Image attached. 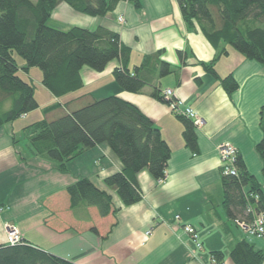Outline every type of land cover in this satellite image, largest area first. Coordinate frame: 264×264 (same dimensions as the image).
<instances>
[{"label":"crops","instance_id":"0c3cea01","mask_svg":"<svg viewBox=\"0 0 264 264\" xmlns=\"http://www.w3.org/2000/svg\"><path fill=\"white\" fill-rule=\"evenodd\" d=\"M135 1L138 8L132 1L120 2L103 18L81 15L60 3L49 21L68 29L104 27L118 34L121 44L130 50V68L139 66L144 57L161 52L160 59L174 72L155 81L154 88L160 95L171 90L201 120V126L195 128L197 154L185 147L178 116L151 96L153 87L133 94L115 84L112 72L118 61L109 63L102 72L82 68L83 87L75 96L55 99L41 86L40 79L44 104L36 93L34 97L37 110L47 121L54 112L59 117L91 100L111 96L135 106L160 130L171 150L166 178L159 183L147 172L139 173L142 199L123 207L104 185L107 177L122 171L120 161L106 144L83 152L68 163L64 174L57 171L54 162L34 156L29 148L22 155L16 150L14 132L44 120L32 117L36 110L11 123L9 130L5 125L0 127V245L7 242L6 226H12L24 241L40 249L44 242L42 250L74 264H211L215 252L223 255V264H234L229 253L236 241L244 239L264 254V240L246 237L225 213L217 152L220 144L233 146L248 173L264 189L262 161L255 151L263 135L259 113L264 106V65L226 48L228 54L214 64L219 78L214 79L201 64H209L218 50L197 26L194 30L186 27L177 0ZM31 71H20L29 78L22 79L26 83L32 81ZM229 75L238 85L230 95L220 83ZM54 104L60 105L59 109L44 115L42 110ZM81 178L108 192L119 210L117 214L100 218L94 208L84 204L69 208L66 188ZM184 225L196 230L201 249L184 233Z\"/></svg>","mask_w":264,"mask_h":264},{"label":"trees","instance_id":"16d2710c","mask_svg":"<svg viewBox=\"0 0 264 264\" xmlns=\"http://www.w3.org/2000/svg\"><path fill=\"white\" fill-rule=\"evenodd\" d=\"M124 1H132L139 7L135 0H0V127L39 109L34 86L19 77L20 71L28 72L32 68L41 72V86L53 98L60 99L82 89V68L102 72L111 61H118L112 77L121 90L138 94L146 87H153L151 96L165 103L154 82L171 75L174 68L160 59L161 52L144 57L139 66L130 68V50L121 44L118 34L104 27L60 31L47 26L51 13L60 3L81 15L103 18ZM177 4L186 27L194 30L197 26L218 50L209 64H201L214 79H219L214 64L228 54L226 48L264 65V29L249 25L264 16V0H177ZM15 55L25 62L23 68L17 65ZM178 55L181 57L182 53ZM220 83L228 95L238 89L230 75L220 79ZM7 102L10 107L2 110ZM59 107L54 104L42 112L47 115ZM259 118L263 135L255 151L262 161L264 178V106ZM178 119L183 126L185 147L197 154L195 126L185 117ZM23 131L31 153L54 162L61 174L83 152L106 144L120 161L122 171L107 177L104 185L115 193L123 207L133 206L142 199L137 183L139 173L145 171L157 182L166 178L171 150L160 130L135 106L115 96L91 100L78 110L67 111L52 121L41 120ZM235 169L236 176H225L220 169L223 207L230 221H250L252 217L246 214L249 207H254L256 214L264 213V189L248 173L239 156ZM66 194L71 209L84 204L94 208L100 218L119 211L113 197L87 178L69 185ZM92 231L97 233L94 228ZM212 255L217 262L223 260L220 252ZM229 258L234 264L264 263L262 251L246 239L235 242ZM0 264L74 263L19 237L13 245L7 242L0 245Z\"/></svg>","mask_w":264,"mask_h":264},{"label":"built area","instance_id":"2783aa9c","mask_svg":"<svg viewBox=\"0 0 264 264\" xmlns=\"http://www.w3.org/2000/svg\"><path fill=\"white\" fill-rule=\"evenodd\" d=\"M118 21L123 22V18L119 17ZM161 97L168 105L170 111L179 117H185L189 119L195 128L201 126V120L197 117L195 112L188 108L184 107V103L180 100H177L171 90H165L161 93ZM218 157L220 160V169L221 174L225 176H236L237 172L235 169V163L238 156L237 150L228 143L220 144L217 147ZM163 182V181H162ZM161 183V182H159ZM255 201H258L257 196L254 197ZM247 215L252 217L250 221H243L240 219L234 220L233 223L237 228L243 231L248 238L264 240V213H258L254 211V207H249L246 211ZM175 220H179L177 216ZM8 232V244L13 245L19 240V232L12 226H6ZM183 231L187 234L195 243L197 249H201V244L198 242V236L196 230L189 225L183 226ZM211 264H223L222 262H217L215 258L211 257Z\"/></svg>","mask_w":264,"mask_h":264},{"label":"rangeland","instance_id":"374dc122","mask_svg":"<svg viewBox=\"0 0 264 264\" xmlns=\"http://www.w3.org/2000/svg\"><path fill=\"white\" fill-rule=\"evenodd\" d=\"M31 1H36V0H31ZM51 25L52 26H55V27H57L58 29L57 30H59V29H63V31H67V29L68 28H64V27H62V26H59V25H57L56 24V21H48L47 22V26L48 27H50L51 28ZM249 25H254L255 27H260V28H262V29H264V16H262V17H260L259 19H257L255 22H250V24ZM62 27V28H61ZM54 29V28H53ZM61 31V30H60ZM14 58H15V60H16V62H17V65L19 66V67H21L22 65H25V62L20 58V57H18V56H14ZM111 62H113V61H111ZM110 62V63H111ZM19 77H21V79H23V80H26V79H29L28 77H26V76H23L20 72H19ZM29 77H30V79H32V81L31 80H29L28 82H30L33 86H34V88H36L37 90H36V97H37V99L39 100V102L41 103V104H44V102H43V100H45L44 99V97L42 96V92L40 91V79L42 78V75H41V72L39 71V69H37V68H32V71L29 73ZM38 79H39V81H38ZM81 91V90H80ZM45 92V91H44ZM42 93V94H41ZM78 93H79V91H77V92H75V93H72V94H70V95H68V96H75V95H78ZM81 93V92H80ZM8 103V102H7ZM10 107V104L8 103L7 105H5V107L4 106H2L1 107V109L3 110H7L8 108ZM33 113V112H32ZM57 115V112L55 113H52L51 115H49V116H47V119H48V121L50 120V121H52V120H54V119H56L58 116H56ZM34 116H38V117H40V119H42V118H44L45 119V117L44 116H42V114H41V112L40 111H36L35 112V115H32V117H34ZM18 122H19V119L17 120ZM17 121H15L14 123H16ZM6 127V130H9L10 129V124H8V125H5ZM20 130L18 129H16V132H14L15 134H16V136H15V139H16V144H15V147H16V150L19 152V153H22V155H24V152H27L28 151V139H27V137L25 136V134H24V131L22 132H20V133H18ZM28 205L29 206H33L32 205V203L31 202H29L28 203ZM235 226V225H234ZM236 228H237V226H235ZM16 229V228H15ZM238 230H240L239 228H237ZM241 231V230H240ZM246 237H247V235L243 232V231H241ZM19 237H21L20 235H19ZM29 240V239H28ZM30 241V240H29ZM7 242H8V240H7ZM39 245H43L42 246V249H44V245H46V244H44V242H41V244H39ZM48 248H50L49 246H47Z\"/></svg>","mask_w":264,"mask_h":264}]
</instances>
